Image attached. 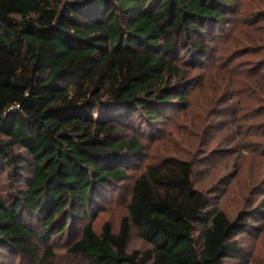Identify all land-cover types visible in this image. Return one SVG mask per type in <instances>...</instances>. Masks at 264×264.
Returning a JSON list of instances; mask_svg holds the SVG:
<instances>
[{
	"label": "trees",
	"instance_id": "trees-1",
	"mask_svg": "<svg viewBox=\"0 0 264 264\" xmlns=\"http://www.w3.org/2000/svg\"><path fill=\"white\" fill-rule=\"evenodd\" d=\"M234 6V0H0V171L32 174L25 191L9 202L0 196V264L36 261L35 241L89 218L108 198L143 153L140 137L156 134L175 100L184 102V77L169 56L205 52L204 37ZM193 177L190 160L170 156L148 166L134 179L119 231L106 224L99 235L90 221L68 252L87 264L235 260L242 253L236 237L248 232L249 220L264 219L262 208L234 219L209 210ZM133 230L152 248L129 251ZM259 232L264 236V227ZM52 255L47 248L40 263Z\"/></svg>",
	"mask_w": 264,
	"mask_h": 264
},
{
	"label": "rangeland",
	"instance_id": "rangeland-1",
	"mask_svg": "<svg viewBox=\"0 0 264 264\" xmlns=\"http://www.w3.org/2000/svg\"><path fill=\"white\" fill-rule=\"evenodd\" d=\"M234 1L227 18L204 37L205 52L192 56L179 51L169 56L184 77V102L175 100L176 108L155 129L156 134L140 137L143 153L133 159L126 178L90 210L89 218L55 238L35 241L40 245L36 261L12 257L6 264H41L49 247L53 255L44 264H87L86 258L68 252L70 244L81 238L90 221L99 235L106 224L117 233L127 215L134 179L170 156L193 163L194 185L208 197L209 210H223L231 219L256 207L264 213V0ZM133 135L128 132L126 137ZM13 153L31 161L22 149L15 148ZM11 173L9 166L0 171V196L8 202L11 194L28 188L32 177L29 170H21L14 178ZM258 220H249L248 232L236 237L242 253L227 264L244 260L264 264V236L259 232L264 219ZM32 225L41 232V222L33 219ZM196 238L200 245V232ZM151 248L132 231L129 251Z\"/></svg>",
	"mask_w": 264,
	"mask_h": 264
}]
</instances>
